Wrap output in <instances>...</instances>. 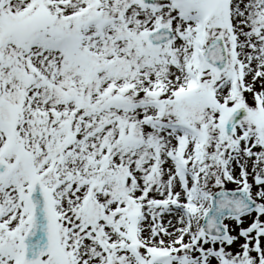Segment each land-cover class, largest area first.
Masks as SVG:
<instances>
[{"label":"rangeland","instance_id":"374dc122","mask_svg":"<svg viewBox=\"0 0 264 264\" xmlns=\"http://www.w3.org/2000/svg\"><path fill=\"white\" fill-rule=\"evenodd\" d=\"M207 6L205 45L223 37L229 64L203 69L195 86L184 67ZM161 25L175 39L151 48L144 37ZM179 46L189 62L174 61ZM237 105L250 115L228 137L222 121ZM164 135L173 140L160 153ZM183 150L195 197L177 180ZM0 161L11 166L0 178V264H20L36 176L60 231L58 250L36 264H264V0H0ZM167 178L181 200L162 192ZM239 189L263 209L227 219V240L207 238L211 197ZM160 249L169 257L153 261Z\"/></svg>","mask_w":264,"mask_h":264},{"label":"water","instance_id":"95a60500","mask_svg":"<svg viewBox=\"0 0 264 264\" xmlns=\"http://www.w3.org/2000/svg\"><path fill=\"white\" fill-rule=\"evenodd\" d=\"M153 38H154L153 34H151L149 36V39L151 40ZM220 41L215 42L213 47L219 46ZM213 66L216 67L219 72L223 71V69L225 68V64L220 65V64L215 63L213 64ZM234 122H235V119L232 123V126H234ZM7 171H8V167L0 164V175H4ZM241 194L242 196H244V201L242 203L251 201L246 192L245 193L244 192L243 193H220L219 195H217L216 199L224 200L228 198H233L235 196H241ZM32 200H33L34 209H38V207L42 205L43 207L40 208L38 214H36V217L33 219L32 230L29 233V235L22 238V243L26 250L25 264H30V263L37 261L41 257L42 254H44L47 251L54 250L56 246V240L46 241L50 237L53 238V227H51L50 232L49 231L40 232V235L47 233L46 238L38 237L37 235H34L36 232V225H37L36 221L40 223H43L42 221H44L45 224L47 225L48 222L46 221V218L49 216V214L52 217L50 206H49V201H48V198L46 197L44 189H42L39 186H36L33 190ZM226 201L229 202V200H226ZM252 206H255V204L254 203L245 204V208L242 207L241 209H249ZM229 208L230 207L226 205L222 206V210H228ZM240 212L241 211L239 210L236 214H241ZM233 214H234L233 212H226V213L224 212V213L218 214L217 216L225 217V216L233 215ZM221 234H224V231H221ZM28 240H33L32 244H30L29 246H28Z\"/></svg>","mask_w":264,"mask_h":264},{"label":"bare ground","instance_id":"6f19581e","mask_svg":"<svg viewBox=\"0 0 264 264\" xmlns=\"http://www.w3.org/2000/svg\"><path fill=\"white\" fill-rule=\"evenodd\" d=\"M241 4L243 6H245V3L243 1L241 2ZM183 28L185 30L184 31V36L187 37L188 34H189V30H191L192 26L190 24V25H186ZM188 57H189L188 51L185 48L179 46L176 49V51H175L174 61H176V63L179 62V61L181 63L182 62H187L188 61ZM246 69H247L246 67H243L244 71H247ZM169 78H170L171 81L172 80L177 81V78H179V80H183L184 77H182V76L178 77L177 73H174V74L171 73L169 75ZM162 134H164V133H162ZM164 136L165 137H161L160 138V144L158 146V150H159L160 153H162V151H166L170 147V143L173 140V138H172L173 136L172 135H171V137H166L167 135H164ZM233 160H234V155L229 158V164H228L229 168H234L233 167L234 162H232ZM226 163H227V161H226ZM229 170H230L229 171V173H230L231 169H229ZM203 174L204 173H202V176H203ZM166 182H167V186H166L165 189H162V192H165V195L168 196L169 199L176 197L179 200H181L184 197L183 194L181 192L175 190L174 184L172 182L168 181V178L166 179ZM170 185L172 186V191H170L171 190ZM170 192H172V193H170ZM166 218H167V221L165 223V226L166 227H170L171 230L173 229V233L181 227V215L178 212L168 213ZM170 229L167 228V230L169 232H170ZM236 258H237V256H235L233 254L231 255V259H235L236 260Z\"/></svg>","mask_w":264,"mask_h":264}]
</instances>
